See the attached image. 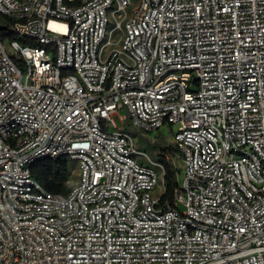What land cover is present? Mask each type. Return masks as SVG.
Segmentation results:
<instances>
[{
    "label": "built area",
    "instance_id": "1",
    "mask_svg": "<svg viewBox=\"0 0 264 264\" xmlns=\"http://www.w3.org/2000/svg\"><path fill=\"white\" fill-rule=\"evenodd\" d=\"M0 14V264H264V0H0ZM128 122L169 130L173 204ZM61 157L78 169L66 196L31 172Z\"/></svg>",
    "mask_w": 264,
    "mask_h": 264
},
{
    "label": "trees",
    "instance_id": "2",
    "mask_svg": "<svg viewBox=\"0 0 264 264\" xmlns=\"http://www.w3.org/2000/svg\"><path fill=\"white\" fill-rule=\"evenodd\" d=\"M8 24L9 22H7V25ZM6 36H8L9 40L19 39L24 44L31 43L37 45L33 40L18 38L12 33ZM126 130L137 136L138 146L140 148H151L154 151L155 158L153 160H159L163 164L165 169L164 185L166 189L164 199L173 204L176 191L179 187L178 177L181 170L174 162V156L177 151L176 147L174 146V148L168 145L166 136L163 133L155 135V140L152 141L150 138L137 131L130 122L127 123ZM74 163L75 161L71 158L61 157L56 160L36 163L31 167V172L34 179L44 190L52 194L66 196L71 190L73 171L75 168Z\"/></svg>",
    "mask_w": 264,
    "mask_h": 264
},
{
    "label": "rangeland",
    "instance_id": "3",
    "mask_svg": "<svg viewBox=\"0 0 264 264\" xmlns=\"http://www.w3.org/2000/svg\"><path fill=\"white\" fill-rule=\"evenodd\" d=\"M0 20H4L1 14H0ZM120 115H127V110L126 109H122L120 111ZM114 119L120 125L119 116L115 115ZM137 131H139V130H137ZM158 133H163L166 136V140H167L168 145H171L172 147L175 146L174 145V140L171 138V135L169 134L170 132H169L168 129H163V130L159 131ZM154 135L155 134H152L151 136L153 137ZM154 140H152V141H154ZM139 149H140V151L147 152L148 158L150 160H153L155 158L154 151L151 148H140L139 147ZM174 162H175L176 166H178L179 168L182 166V161H181L180 155H179V153L177 151H176V154L174 156ZM77 179H78V169H77L76 164H75V168H74V171H73V177H72V183L71 184H73ZM178 208L181 211H183L185 209V205L182 202L178 201Z\"/></svg>",
    "mask_w": 264,
    "mask_h": 264
},
{
    "label": "water",
    "instance_id": "4",
    "mask_svg": "<svg viewBox=\"0 0 264 264\" xmlns=\"http://www.w3.org/2000/svg\"><path fill=\"white\" fill-rule=\"evenodd\" d=\"M5 28H6L5 25H1V24H0V31H1V30H4Z\"/></svg>",
    "mask_w": 264,
    "mask_h": 264
}]
</instances>
